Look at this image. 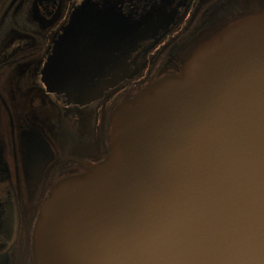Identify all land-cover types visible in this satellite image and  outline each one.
Instances as JSON below:
<instances>
[{
	"label": "water",
	"instance_id": "95a60500",
	"mask_svg": "<svg viewBox=\"0 0 264 264\" xmlns=\"http://www.w3.org/2000/svg\"><path fill=\"white\" fill-rule=\"evenodd\" d=\"M193 0H78L38 73L77 129ZM110 153L40 204L33 264H264V8L111 114Z\"/></svg>",
	"mask_w": 264,
	"mask_h": 264
},
{
	"label": "flooded vegetation",
	"instance_id": "af4514ba",
	"mask_svg": "<svg viewBox=\"0 0 264 264\" xmlns=\"http://www.w3.org/2000/svg\"><path fill=\"white\" fill-rule=\"evenodd\" d=\"M78 0H0V264H33L39 207L63 176L110 153L111 114L156 75L175 72L201 42L264 0H193L183 20L145 58L146 69L94 107L77 129L38 73L54 32Z\"/></svg>",
	"mask_w": 264,
	"mask_h": 264
}]
</instances>
